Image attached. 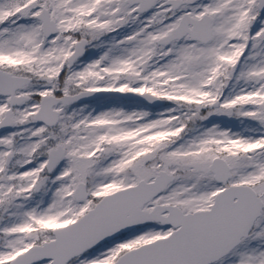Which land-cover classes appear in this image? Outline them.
I'll list each match as a JSON object with an SVG mask.
<instances>
[{
	"label": "snow or ice",
	"instance_id": "6c2138e0",
	"mask_svg": "<svg viewBox=\"0 0 264 264\" xmlns=\"http://www.w3.org/2000/svg\"><path fill=\"white\" fill-rule=\"evenodd\" d=\"M0 264H264V0H0Z\"/></svg>",
	"mask_w": 264,
	"mask_h": 264
}]
</instances>
